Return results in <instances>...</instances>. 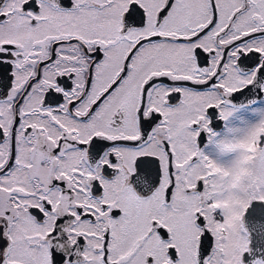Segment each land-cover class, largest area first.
Returning a JSON list of instances; mask_svg holds the SVG:
<instances>
[{
	"label": "snow or ice",
	"instance_id": "6c2138e0",
	"mask_svg": "<svg viewBox=\"0 0 264 264\" xmlns=\"http://www.w3.org/2000/svg\"><path fill=\"white\" fill-rule=\"evenodd\" d=\"M237 94L264 98V0H0V264H264Z\"/></svg>",
	"mask_w": 264,
	"mask_h": 264
},
{
	"label": "flooded vegetation",
	"instance_id": "af4514ba",
	"mask_svg": "<svg viewBox=\"0 0 264 264\" xmlns=\"http://www.w3.org/2000/svg\"><path fill=\"white\" fill-rule=\"evenodd\" d=\"M264 96V94H262ZM233 104L240 110L235 113L229 126L243 129L248 124L255 122L259 119V116L254 114L252 110L257 108H264V98L257 97L255 100L253 97L236 95V99L233 100ZM214 129L221 135L226 133L225 122L219 119L214 120ZM208 144V138L205 136L204 142L201 144V148H205ZM213 158H216L217 154L215 151L210 153ZM221 161H226L231 159V156H220Z\"/></svg>",
	"mask_w": 264,
	"mask_h": 264
}]
</instances>
